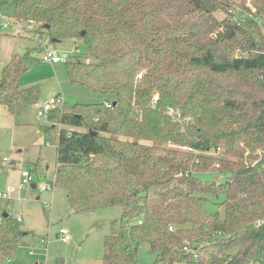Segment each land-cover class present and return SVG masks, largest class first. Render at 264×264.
Here are the masks:
<instances>
[{
    "label": "trees",
    "instance_id": "16d2710c",
    "mask_svg": "<svg viewBox=\"0 0 264 264\" xmlns=\"http://www.w3.org/2000/svg\"><path fill=\"white\" fill-rule=\"evenodd\" d=\"M14 5L16 19L35 20L41 36L82 42L84 58L75 53L67 64L70 80L114 97L111 107L65 102L44 126L50 135L61 124L58 137L53 132L56 184L68 190L70 208H122L105 237L103 264H138L143 244L155 253L153 264L192 259L183 247L200 237L207 245L192 243L200 264H264V167L246 165L264 160V0ZM253 8L262 23L236 15ZM22 62L14 56L1 74L0 104L9 112L39 99L37 87H20ZM169 108L193 122L173 120ZM218 147L224 155L206 153ZM209 171L225 182L198 176ZM220 192L224 217L205 208L206 195ZM23 234L17 218L0 217V264L14 257Z\"/></svg>",
    "mask_w": 264,
    "mask_h": 264
},
{
    "label": "rangeland",
    "instance_id": "374dc122",
    "mask_svg": "<svg viewBox=\"0 0 264 264\" xmlns=\"http://www.w3.org/2000/svg\"><path fill=\"white\" fill-rule=\"evenodd\" d=\"M14 2L0 0V80L3 68L12 57L21 56L23 62L18 76L20 87H37L39 99L34 105L16 107L14 112H9L0 104V192L8 187L16 188V194L11 198H0V217L4 213L14 218L21 216L20 228L27 233L23 234L14 257L5 264H103L105 237L110 233L111 222L120 218L121 207L112 206L80 214L70 208L68 190L63 186L56 184L51 190L32 187L35 183L23 190L19 186L23 179V169L31 171L34 182L56 179L58 139L53 132H57L58 137L61 124L56 123V129L50 135L45 133L44 126L52 125L49 118L38 115V110L45 102L56 96H61L68 105L103 102L114 97L110 93L97 92L87 85L74 84L70 80L67 64L77 48L86 52L82 42L76 43V40L70 38L54 42L46 33L42 34L40 41L35 37L41 35L39 28L19 35L20 29L27 27V21L22 19H17L12 26L4 27L5 18H16ZM216 16L220 20L224 19L226 12L217 11ZM47 51L64 57V60L53 65L43 61L42 56ZM83 55L80 57L84 58ZM139 72L145 73V70ZM183 118L189 119V123L194 120L189 116ZM64 128L73 129L69 125H64ZM230 156L232 159L233 156ZM198 176L204 181L225 182V175L218 172L209 171ZM206 196L207 211L224 217L226 195L220 192L218 195L209 193ZM61 228L70 231L72 238L68 242L60 239ZM201 238H190L186 243L193 245L197 242L201 248L207 245V240ZM31 249L34 250L33 254H30ZM154 259L155 253L149 245L139 247V264H153ZM173 264L200 263L199 260L186 258Z\"/></svg>",
    "mask_w": 264,
    "mask_h": 264
},
{
    "label": "built area",
    "instance_id": "2783aa9c",
    "mask_svg": "<svg viewBox=\"0 0 264 264\" xmlns=\"http://www.w3.org/2000/svg\"><path fill=\"white\" fill-rule=\"evenodd\" d=\"M230 12L234 13L235 10L231 9ZM237 17L241 20H245L247 17L252 18L253 20L258 21L259 23H262V19L261 17L257 14L256 10L253 8L250 12H245L242 9H240V13L236 14ZM27 27H23V29H20L21 33L23 31H25V33L27 32H32L35 28H38V24L36 23L35 20L30 19L27 20L26 22ZM8 25H13V23L11 22L10 19L5 18L4 20V27H7ZM27 29V30H26ZM1 36V33H0ZM35 37H37L40 41H42V36L40 34H37ZM80 49L77 48L75 53H79ZM42 60L46 61V62H50V63H59L62 62L64 60V57L57 55L56 53H52L47 51L43 56H42ZM142 77V75H138V78L140 79ZM159 96L155 95L153 103L156 104L157 100H158ZM65 103L64 99L61 96H56V97H52L49 99V101L45 102V104L38 110V115L44 118H49V113L50 111L63 106V104ZM105 105L107 107H111L112 106V101L110 100H105L104 101ZM168 115H170L172 117L173 120L177 121V122H184V121H188L189 119L187 118H183L181 112L179 110H176L174 108H169L167 111ZM73 129L69 130V134L71 133ZM196 152V151H195ZM262 151L260 150L258 153H261ZM206 153L208 155H213V156H222L225 154L224 149L222 147H218L216 149H212L210 151H206ZM249 153V152H248ZM247 153V154H248ZM246 165L248 166H260V167H264V160L261 158H256V159H246ZM217 167H220V163L216 164ZM22 183L20 184L19 188L20 189H25L29 184L31 183H35L36 187L39 188L40 190H51L54 188V186L56 185V179L55 181H40V182H34L32 179V173L30 170H23L22 171ZM16 194V188L14 187H8L7 189H5L4 191L0 192V198H6L9 199L11 198L13 195ZM17 220L20 221L21 220V216L17 217ZM139 223H142V221L140 220ZM263 221H258L257 225L262 224ZM174 226L170 225L169 229L172 231L174 230ZM59 237L63 242H68L69 240H71L72 236L70 231L67 228H61L59 231ZM183 250L186 253H191L193 255L194 259H198L199 254L197 252V250L195 249V247L193 245H191L190 243H186V245L183 247ZM30 253L33 254L34 250L31 249ZM139 264V263H138Z\"/></svg>",
    "mask_w": 264,
    "mask_h": 264
},
{
    "label": "crops",
    "instance_id": "0c3cea01",
    "mask_svg": "<svg viewBox=\"0 0 264 264\" xmlns=\"http://www.w3.org/2000/svg\"><path fill=\"white\" fill-rule=\"evenodd\" d=\"M8 19H9V18H8ZM17 21H18V20H17L16 18H15L14 20L11 19V22L13 23V25H14ZM11 26H12V25H11ZM19 33H20L19 35H24V34H26V33L21 34V32H19ZM25 36H27V35H25ZM61 41H62V40H61ZM14 56H15V55H14ZM14 56H13V57H14ZM13 57H12V58H13ZM10 61H11V60H10ZM51 64L53 65V64H56V63H51ZM106 100H110V101H112V100H114V98H113V99H106ZM104 101H105V100H104ZM3 106H4V105H3ZM23 170H24V169H23ZM25 234H27V233H25ZM30 254H31V253H30ZM35 264H36V263H35Z\"/></svg>",
    "mask_w": 264,
    "mask_h": 264
},
{
    "label": "water",
    "instance_id": "95a60500",
    "mask_svg": "<svg viewBox=\"0 0 264 264\" xmlns=\"http://www.w3.org/2000/svg\"><path fill=\"white\" fill-rule=\"evenodd\" d=\"M52 41H54V42H58V41H61V40H59V39H53ZM32 187L35 188L36 185H35V184H32ZM138 191H139V190L137 189L136 192H138ZM6 216H8V214H7V213H4V214H3V217H6ZM36 264H37V263H36Z\"/></svg>",
    "mask_w": 264,
    "mask_h": 264
}]
</instances>
